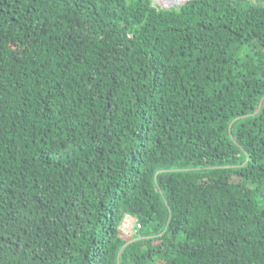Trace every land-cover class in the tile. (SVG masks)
<instances>
[{
    "label": "trees",
    "instance_id": "obj_1",
    "mask_svg": "<svg viewBox=\"0 0 264 264\" xmlns=\"http://www.w3.org/2000/svg\"><path fill=\"white\" fill-rule=\"evenodd\" d=\"M263 72L264 0H0V264H264Z\"/></svg>",
    "mask_w": 264,
    "mask_h": 264
},
{
    "label": "built area",
    "instance_id": "obj_2",
    "mask_svg": "<svg viewBox=\"0 0 264 264\" xmlns=\"http://www.w3.org/2000/svg\"><path fill=\"white\" fill-rule=\"evenodd\" d=\"M131 219L133 220L132 227L130 226ZM134 225H135V219L131 216H126L123 218L121 225H120V228L123 232H126L129 235H132L131 228H134V232L136 231ZM137 226H138V224H137Z\"/></svg>",
    "mask_w": 264,
    "mask_h": 264
},
{
    "label": "rangeland",
    "instance_id": "obj_3",
    "mask_svg": "<svg viewBox=\"0 0 264 264\" xmlns=\"http://www.w3.org/2000/svg\"><path fill=\"white\" fill-rule=\"evenodd\" d=\"M157 7H162L165 8L167 6H169L172 3H177L179 1H183V0H151ZM132 222L133 220L131 219L130 222V226L132 227ZM132 234L134 232V228H131Z\"/></svg>",
    "mask_w": 264,
    "mask_h": 264
},
{
    "label": "water",
    "instance_id": "obj_4",
    "mask_svg": "<svg viewBox=\"0 0 264 264\" xmlns=\"http://www.w3.org/2000/svg\"><path fill=\"white\" fill-rule=\"evenodd\" d=\"M264 73V72H263Z\"/></svg>",
    "mask_w": 264,
    "mask_h": 264
}]
</instances>
